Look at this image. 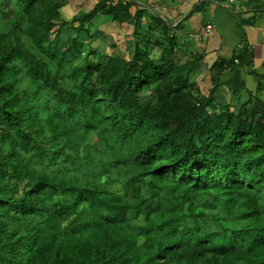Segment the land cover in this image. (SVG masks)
<instances>
[{
  "label": "trees",
  "instance_id": "1",
  "mask_svg": "<svg viewBox=\"0 0 264 264\" xmlns=\"http://www.w3.org/2000/svg\"><path fill=\"white\" fill-rule=\"evenodd\" d=\"M68 7L69 0H0V80L13 74L48 91L42 104L40 89L32 90V123L25 112L13 114L16 120L7 113L22 138L40 142L41 151L24 159L16 149L0 153V264H209L224 250L223 233L238 216L247 225L227 244L248 264L264 261V111L258 118L240 112L218 118V86L205 78L191 83L203 52L185 61L175 57L168 27L174 22L166 21L169 50L152 49L144 10L122 7L118 17L133 27L134 39L126 37L124 46L131 43L135 57L120 44L102 42L105 66L89 65L97 38L87 24H104L102 17L108 22L118 6L91 5L75 18L76 30L65 19ZM64 29L71 33L65 40ZM81 33L87 38L79 39ZM36 35L51 54L63 53V64L41 61V52L22 39ZM71 63L83 64L78 72L84 82L61 79L60 67ZM124 68L130 77L121 91L113 77ZM74 119L76 131L68 127ZM101 178L135 188L129 212L98 205Z\"/></svg>",
  "mask_w": 264,
  "mask_h": 264
},
{
  "label": "crops",
  "instance_id": "2",
  "mask_svg": "<svg viewBox=\"0 0 264 264\" xmlns=\"http://www.w3.org/2000/svg\"><path fill=\"white\" fill-rule=\"evenodd\" d=\"M134 3L138 9L142 5L151 8H147L148 17L153 14L174 22L169 26L178 36L176 50L203 52V64H195L193 75L214 83L222 92L218 118L228 114L237 118L239 112L260 116L264 111V0H147V5L144 0H137ZM156 24L164 33L165 24L159 21ZM208 25L212 32L204 37Z\"/></svg>",
  "mask_w": 264,
  "mask_h": 264
},
{
  "label": "clouds",
  "instance_id": "3",
  "mask_svg": "<svg viewBox=\"0 0 264 264\" xmlns=\"http://www.w3.org/2000/svg\"><path fill=\"white\" fill-rule=\"evenodd\" d=\"M136 1L137 0H118L116 4L118 6V9L114 11L113 18L110 19L108 22L104 23L105 26L109 27L108 33H105L103 31V28L105 26H98L102 29V35L95 41L94 44L90 46L93 56L90 55L86 59V62L89 65L95 63L99 66H105L102 63L105 57V45H103L102 42L105 41V43L110 46L117 44L124 46V41L126 37H129L128 39L130 42L134 39L133 27L128 25V22L125 24L122 23L118 17L120 16V10L122 7H127L128 11L130 7L131 12H134L135 10L148 11L147 8L149 7L143 5L141 6L142 9H138V5L134 3ZM149 9L151 10V8ZM153 25L156 29L154 23ZM147 28L149 29V25H147ZM170 29V31H172V33L175 35L174 28L170 27ZM148 36H150V34H148ZM22 39H24V37ZM181 51L182 50H176V54L179 56ZM72 64L73 63H71V65ZM51 65L54 64L47 63L46 66ZM71 65L69 67H66V69L60 67V73L62 74V76H60L61 79L63 78L68 84L76 80L84 82V79L79 77L78 72L79 69L83 68V64H80L78 66L75 65L74 67H72ZM178 72H181V69H179ZM2 76L4 78L0 80V95L2 91H4V94L3 97H0V153L9 154L13 151V149H16V156L20 159L26 158V154L30 156L31 153L32 155L37 156V153H40L41 151V143L36 142L32 138H22V136H25L24 131H22V129L19 128V126L17 125L13 126L11 124L10 118L7 117V113L13 115L15 113L25 112L24 116L26 118L24 120H28L29 123H32L34 115H28L27 110L30 107L34 96L37 94L33 93L34 90L32 89V85H27L25 81L16 78L13 74L6 73ZM125 77H130V72L128 71V68H124L123 72H120V70L115 71V76L113 78L115 81H118V85L121 91H126L128 89L127 84L123 82L127 81ZM170 77H172V74H170ZM199 78L200 77H194V75L192 74L191 83H200L201 78ZM171 80H174V78L172 77ZM41 94L46 97V93L43 87H40V95ZM38 100L40 101V99ZM189 113L191 116H194L193 111L189 110ZM12 119L16 120L17 118L13 115ZM68 127L70 130L76 131L78 125L75 119L68 124ZM29 130L31 132H34L33 128H29ZM16 137L22 138L24 142L19 141ZM121 162L120 166L122 167ZM100 182L102 189L99 191L98 194V205L107 210H115V208H121V211L129 212L130 206L132 205L131 201L133 199V193L136 192L135 188L130 184L125 187H120L114 183H109V180H105L103 178L100 179ZM115 200L118 201V204L116 205ZM245 225H247L246 221L238 216L233 226L228 231L225 230L223 233L222 237H225L222 244L224 250L221 253H216L215 256H212L209 261V264H247L244 261L245 255L227 244V241L237 232L236 229L240 226ZM145 242H147V237L141 240V245L144 246Z\"/></svg>",
  "mask_w": 264,
  "mask_h": 264
},
{
  "label": "rangeland",
  "instance_id": "4",
  "mask_svg": "<svg viewBox=\"0 0 264 264\" xmlns=\"http://www.w3.org/2000/svg\"><path fill=\"white\" fill-rule=\"evenodd\" d=\"M165 1H169V0H165ZM183 0H181L182 2ZM191 1V0H190ZM118 2V0H69V5L70 7H68L67 11H66V16H65V19L70 23L69 25L72 26L75 30L76 28H78V22L75 20V18L78 16L79 18H82V16H85L88 12V10L90 9V6L91 5H100V10H106L108 9L110 6H114L116 5ZM144 2L146 3L147 5V0H144ZM39 7V6H38ZM129 11H131V8L129 7ZM157 11V14L161 15V12L159 10H156ZM156 14V13H155ZM196 14H198V12H196ZM99 15L98 17H101L100 15H103V12H99L96 14V16ZM144 15L148 16L147 14L144 13ZM150 15V19L148 18L147 19V25L150 24L151 26V30L149 32H147V35L150 34V36H148V40L149 42L152 44L151 48L158 51L160 53H163V49H167L169 50V44H170V39H168V36H166L164 33H162L160 31V29L157 27V29L154 28V25L152 22H150V20L153 18V14H149ZM190 16V15H189ZM189 16H187L189 18ZM186 17V18H187ZM156 21H159L160 23L162 21H165L164 19L160 18V17H154ZM191 18V17H190ZM103 20V17L101 18V22L103 23H106V21H102ZM96 19L95 20H91L90 23L87 24V26L90 27L91 31L95 34L96 38L98 39L101 35H102V29L100 27H98L99 25L101 26H105V24H100L97 22L96 24ZM143 24L145 25L146 24V21L143 22ZM168 27H170L168 25ZM103 31L105 33H108L109 32V27L108 26H105L103 28ZM44 32L45 34H48V35H52L50 30L47 29L46 27L44 28ZM134 32V31H133ZM70 32L66 29H64L63 32H60V36L63 40H65L68 36H70ZM177 33H175V43H174V47L175 45H178L179 46V41H178V36L176 35ZM37 36V39L35 40V37L34 38H30V40L28 38H24L23 41L25 43H27L28 47L30 49H32L34 52H41V61H44V62H47V61H55L57 64H63L64 63V59L62 57L63 53H59L58 55H53L51 54V52L49 51L48 47L47 46H43L40 44L39 42V39H40V36L39 35H36ZM204 37H206L205 34H203ZM77 37H80L79 39H82L81 37H83V39H86L87 36L85 33H81L79 35H77ZM48 41V44L50 42V40H47ZM193 45H195L196 41L192 42ZM192 45V46H193ZM88 45H84L85 48H87ZM130 53H131V57H135V52H134V48L131 46V43H129L127 46H124ZM145 52L149 53L150 52V49L149 48H144L143 49ZM102 51V49H101ZM154 51V52H156ZM153 52V53H154ZM176 51L173 53V55L175 56L176 55ZM192 52L190 50H187V49H183L179 56L181 58H183V60H187V57L189 54H191ZM176 57V56H175ZM128 59H124L122 63L126 62ZM72 67H74L75 65L72 64L71 65ZM54 67V66H52ZM195 70V68H194ZM60 76H62V74L60 73L59 74ZM41 85V82H37L35 85H32V89L34 91H37L39 90V86ZM149 89H153V85L150 86H147L145 87V91L149 90ZM45 93L47 95L48 91L47 89L45 90ZM40 101L41 103H45V101H47V97H44L43 94L40 95ZM220 101V100H219ZM211 109H208V111H210ZM205 108L202 112H200V114L203 113V115H205ZM257 117V116H256ZM254 120H256L254 118ZM8 148V146H7ZM97 174V173H96ZM245 207L248 209V208H252L253 207V204H250V203H247L245 205ZM248 213V211H247ZM248 217L249 218H254V214L253 213H248ZM250 233V229H246V235L248 236ZM131 241H133L131 239ZM248 264V263H247ZM250 264H264V261H258V260H253Z\"/></svg>",
  "mask_w": 264,
  "mask_h": 264
},
{
  "label": "built area",
  "instance_id": "5",
  "mask_svg": "<svg viewBox=\"0 0 264 264\" xmlns=\"http://www.w3.org/2000/svg\"><path fill=\"white\" fill-rule=\"evenodd\" d=\"M207 29L209 30V33H211V32H212V30H211V28H210V27H207Z\"/></svg>",
  "mask_w": 264,
  "mask_h": 264
},
{
  "label": "bare ground",
  "instance_id": "6",
  "mask_svg": "<svg viewBox=\"0 0 264 264\" xmlns=\"http://www.w3.org/2000/svg\"><path fill=\"white\" fill-rule=\"evenodd\" d=\"M240 240H242V239H240ZM240 240H239V238H238L237 242H240V243H242Z\"/></svg>",
  "mask_w": 264,
  "mask_h": 264
}]
</instances>
